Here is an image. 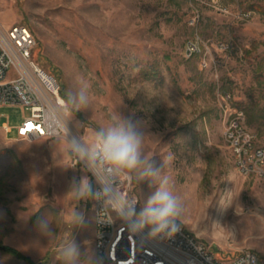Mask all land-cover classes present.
<instances>
[{"label":"rangeland","instance_id":"374dc122","mask_svg":"<svg viewBox=\"0 0 264 264\" xmlns=\"http://www.w3.org/2000/svg\"><path fill=\"white\" fill-rule=\"evenodd\" d=\"M241 10L251 17L236 19ZM16 23L34 32L33 58L61 85L79 142L130 123L144 157L180 197L179 221L189 231L217 253L264 256V179L239 171L225 137L229 104L245 112L244 129L264 147V0H0V24ZM197 38L214 56L221 41H232L233 51L203 70L199 56H186ZM81 89L88 103L77 109ZM28 114L0 105V127L15 128ZM16 136L0 129V150L8 151L0 154V245L29 262L0 249V264H63L61 250L72 242L75 264H96L95 195L79 193L82 181L96 185L85 166L73 165L72 139ZM129 173L140 210L158 180Z\"/></svg>","mask_w":264,"mask_h":264},{"label":"built area","instance_id":"2783aa9c","mask_svg":"<svg viewBox=\"0 0 264 264\" xmlns=\"http://www.w3.org/2000/svg\"><path fill=\"white\" fill-rule=\"evenodd\" d=\"M235 17L248 19L251 12L241 10ZM199 18L196 14L190 19V25L197 26ZM36 46V36L28 26L0 24V105H21L29 112L15 128L8 122L0 127L6 138L16 129L17 136L12 139L16 141L33 142L71 134L69 110L60 84L34 60ZM210 47L209 41L197 38L189 41L186 51H191V58L200 57L203 70H211L220 65L221 59L231 55L233 42H218L216 56ZM228 99L226 96V101ZM225 112L230 120L225 137L235 154L239 171L264 179V147H257L256 136L244 129L245 112L229 104ZM73 165L85 166L96 185V264H264V256L252 250H243L235 256L215 252L179 220L180 228L171 238L145 239L142 234L128 229L130 214L122 215L116 211L122 205H135L139 211L140 200L134 192L131 174L126 170L111 169L98 161L90 165L80 153L75 154Z\"/></svg>","mask_w":264,"mask_h":264},{"label":"clouds","instance_id":"9594fccd","mask_svg":"<svg viewBox=\"0 0 264 264\" xmlns=\"http://www.w3.org/2000/svg\"><path fill=\"white\" fill-rule=\"evenodd\" d=\"M72 102L77 109L86 106V90L81 89ZM71 144L78 153L87 158L90 165L98 161L118 171L131 172L142 169L145 177L158 180L156 190L147 198L142 209L137 211L135 205H122L116 209L122 215H131L132 218L127 223L130 231L135 230L145 239H154L171 238L179 230L178 220L184 211L180 197L174 193L170 179L162 173V169L153 168L144 157L142 137L133 130L130 123L118 120L96 132L91 142L85 144L73 140ZM171 162L172 156L169 155L164 160V167L169 166ZM79 193L81 196L95 195L92 185L86 180L81 182ZM40 227L47 229L48 226L41 221ZM79 256L80 249L75 242L70 243L60 253L63 264H75Z\"/></svg>","mask_w":264,"mask_h":264},{"label":"trees","instance_id":"16d2710c","mask_svg":"<svg viewBox=\"0 0 264 264\" xmlns=\"http://www.w3.org/2000/svg\"><path fill=\"white\" fill-rule=\"evenodd\" d=\"M61 87V85H60ZM61 93L64 97H66L64 94H63V89L61 87ZM67 98V97H66ZM5 153H8L7 150H0V154H5ZM0 171H1V166H0ZM0 249L7 252V253H10L12 255H15L17 256L18 258H21V259H24L26 260L27 262H29V258L28 257H24L18 250L12 248V247H9V246H4V245H0Z\"/></svg>","mask_w":264,"mask_h":264},{"label":"bare ground","instance_id":"6f19581e","mask_svg":"<svg viewBox=\"0 0 264 264\" xmlns=\"http://www.w3.org/2000/svg\"><path fill=\"white\" fill-rule=\"evenodd\" d=\"M186 56H187L188 58H191V51H186ZM70 138L72 139V141H73V140L79 141L78 139H76L77 137H74V133H71V134H70ZM185 228H186V227H185Z\"/></svg>","mask_w":264,"mask_h":264}]
</instances>
